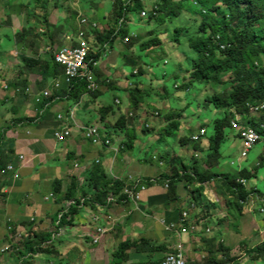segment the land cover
<instances>
[{
	"label": "crops",
	"instance_id": "obj_1",
	"mask_svg": "<svg viewBox=\"0 0 264 264\" xmlns=\"http://www.w3.org/2000/svg\"><path fill=\"white\" fill-rule=\"evenodd\" d=\"M15 23L12 18L11 31L19 28L14 27ZM65 29V33H71V27ZM7 46H0V151L9 156L7 165L13 168L6 166L0 171V264H161L174 252L177 240L165 224L178 222L193 199L189 190L192 184L179 181L177 195L171 198L161 177L168 175L171 167L192 163L193 155L202 171L219 168L220 174L237 173L228 171L220 162L209 164L207 157L199 162L202 150L207 151L208 139L204 135L198 140L203 149L195 150L191 136L201 129L208 133L207 115L201 114L197 122L189 118L187 121L191 122L183 123L175 139L158 144L152 135L164 127V120L154 116L153 111L143 110L136 124L135 146L119 148L124 138L112 133L109 121L100 123L99 105L91 95L83 94L75 101L60 92L55 101L40 104L42 91L52 90L53 78L46 80L37 70L21 69L20 56L24 52L28 57L44 54L49 46L35 45L34 50L22 51L13 43ZM110 68L102 66L106 84L101 87L104 90H99L101 96L111 91L106 85L117 83L110 77ZM21 81L25 83L18 86ZM124 88L115 85L112 90ZM58 115L67 121H58ZM144 123L150 131L141 133ZM65 126L71 130L70 136L59 142L55 133ZM90 126L99 128L118 151L114 154L84 139L80 128ZM184 136L191 140L182 144L180 139ZM231 136L238 137L234 132ZM226 148L230 150V146ZM163 154L173 157V164L159 158ZM96 159L110 179L109 169L118 177L133 175L141 182H149L139 192V201L124 198L122 192L112 193L111 201L94 200L96 190L88 185L87 177ZM165 163L168 169L164 168ZM197 185L194 183V187ZM202 185L200 199L194 200L196 208L189 217L194 229L182 234L187 262L206 264L213 255L219 264H259L248 261V253L264 242V214L250 217L247 205L240 211L233 201L224 198L221 190L229 191L216 178L205 180ZM98 227L105 228L106 233L94 243ZM249 233L254 239L246 243ZM44 236L37 250H23L25 241ZM6 246H11V250L5 251Z\"/></svg>",
	"mask_w": 264,
	"mask_h": 264
},
{
	"label": "trees",
	"instance_id": "obj_2",
	"mask_svg": "<svg viewBox=\"0 0 264 264\" xmlns=\"http://www.w3.org/2000/svg\"><path fill=\"white\" fill-rule=\"evenodd\" d=\"M143 1H151L152 6L147 9L146 6H143ZM57 2L58 0H29L24 5L21 0H0V9L4 15V19L2 16L0 17V29L11 27V9L16 10L24 7L27 10L25 13L27 25L13 31L10 30L12 33L9 30L5 32L0 30V37L3 36L10 43L17 45L21 51L33 50L38 36H44V39L50 43L49 47H58L68 43L69 40L66 39L65 34L61 39L56 37L57 34L64 32L66 26L64 22H60L61 20L54 24L49 22L50 13L53 8L57 7ZM78 2L88 14L94 13L95 6L102 2L104 7L106 6L107 13L111 15V18L104 16V19L108 21V29L106 28L104 32L98 33V30L88 32L86 30V39L89 40L87 61L90 67L93 68L94 64H99L106 57L108 51L115 50L118 42L123 43L125 39H128L127 45L125 44L127 53L123 55L121 61L131 64L138 69L137 72H140L137 73L138 75L132 74L133 77H136L135 82H131L130 87L122 89L128 101L125 113L121 112L118 108L119 105H115V107L100 106L98 110L100 123L112 118L110 129L117 135V138L120 136L124 138L123 148L131 149L135 146L136 124L143 110L153 111L157 116L161 115L164 120V127L152 135L158 144H166L170 137L175 136L176 138L188 115L195 116V112L186 114V111L192 102H196L197 99L201 102L200 94L204 95L202 100L204 106L211 105L216 109L223 110L222 117L213 121L212 134L206 133V137H203L204 135L200 137V139L202 137L208 139L206 150L209 164L215 165L220 162L219 160L223 156V143L230 136L231 122L236 115H240L244 123L256 131L261 140H264V111L257 116L250 114L251 107L264 103V0H79ZM29 6H31L30 9H28ZM36 8L40 10L36 12ZM145 11L148 14L147 25L155 26V28L147 32L148 36H131L129 32L131 25L134 23L135 26H141L142 23H139L142 19L139 21L138 15ZM184 12H187V15L192 18H190V25L175 27L172 41L179 45L183 35L187 47L186 51L183 50L180 53L181 57L170 58L173 59V65L177 66V72L171 81L173 89L181 92L184 99L192 98L190 93L193 88L199 91V96L197 95L194 101L189 100L188 106L180 107L179 105L178 109H174L169 104L173 94L165 86L168 70L161 73L162 79H160L154 74V67L147 64V60L144 62L143 58H151L153 51H159L161 55L165 54L162 36L168 35V29L166 27L160 33H157L156 29L166 26L173 19L187 16ZM135 16H137L136 19H134ZM35 17L38 18L39 23L34 21ZM91 19L94 21V18ZM90 39L93 44H90ZM135 48L139 50L138 61L133 58L130 60V57L134 55ZM151 59H161V57ZM20 60L23 64L21 69L37 70L46 80L64 76V67L55 61L52 52L39 53L30 57L23 53ZM94 73L99 85H105V74L98 67L94 69ZM24 83L21 81L17 85L22 86ZM159 84H161V90L152 92L159 88ZM226 84L229 86L224 88ZM86 87L84 80H75L70 85L65 84L55 95L52 94L48 98L43 97L40 104L44 106L45 101H55L60 92L64 96L71 97L72 100H79L81 95L87 92ZM91 96L95 101L100 98L101 94L98 91ZM158 101H162L164 107L160 108V114L156 112L157 108L153 104ZM198 104L200 103L198 102ZM115 108L116 110H114ZM148 129V124L144 123L140 131L145 133V131H150ZM185 137L180 139L182 144L191 140ZM198 140H191L194 141L193 147L195 150H202ZM192 157L194 160L192 163H184L180 168H173L169 175L161 177L168 184V195L171 198L176 197L177 183L183 180L187 185H193L189 189L193 197L191 200L197 201L200 199V191L203 189L202 182L215 178L222 182L234 196L233 202L240 211L245 205L251 206V196L257 198V194L262 193L257 188L247 190L242 183L238 182V179L250 181L256 175L253 171L243 168L236 175L220 174L209 169L202 171L197 166L195 156ZM159 158L171 164L175 161L167 154H163ZM8 161L9 156L0 151V171L7 166ZM263 163L264 155L261 157L259 165ZM88 174L87 183L96 190L94 200L97 201L108 199L112 193L122 192L125 186L124 182L108 178L100 164H95ZM194 183H199V185L194 187ZM144 184L148 185L149 182H141L139 185ZM55 185V189L58 190L59 183L56 182ZM138 188L136 187L135 190ZM122 196L126 198V195ZM44 240L45 236L36 241L27 240L23 243V250L26 252L35 251ZM248 254V261L264 263V242L258 244ZM206 264L219 263L211 255Z\"/></svg>",
	"mask_w": 264,
	"mask_h": 264
},
{
	"label": "rangeland",
	"instance_id": "obj_3",
	"mask_svg": "<svg viewBox=\"0 0 264 264\" xmlns=\"http://www.w3.org/2000/svg\"><path fill=\"white\" fill-rule=\"evenodd\" d=\"M21 1L23 2L24 5H26L27 2H29V0H21ZM42 1H44V0H42ZM78 1L79 0H58L57 7L53 8V10L51 11L50 16H49L50 24H54L57 21L61 20L60 22H64V25L71 27V33L70 32L65 33L66 30L68 29L67 28L64 30V32L57 34L56 37H58L59 39L62 38L63 34H65L66 37L67 36L72 37V35H71L72 32L74 33L75 30L79 28L78 13H81L88 18H94V21L96 22V24L98 26V33L104 32V30L107 28L108 21H107V19H104V16H106L107 18H111V15L107 13V10L105 9L106 6L104 7V4H102V2H99L98 5L95 6V8H94L95 12L94 13L88 14L86 12V10H84L83 7L80 5V2H78ZM142 4H143V6H146L147 9H149L152 6L151 1H143ZM30 8H31V6L28 7V9H30ZM107 8H108V6H107ZM39 10L40 9L36 8L35 11L38 12ZM26 11L27 10L24 7L18 8L16 10H12V9L10 10L11 22H12V18H14L16 20L14 27L20 28L24 25H27L26 24V15H25ZM184 13H185V15H187V12H184ZM1 15H2V19H4V17H3L4 15L0 9V17H1ZM36 15H38V14H36ZM147 15H148L147 11L138 15L139 21L142 19L139 24L142 23V25L138 27V26H135V24L133 23L130 27V30H129L131 36L141 35V36L145 37V36H148L147 32L150 29L152 30V28L153 29L155 28V26H148L147 25V20H148ZM136 17L137 16H135L134 19H136ZM190 18L191 17H189L188 15L185 17L181 16L180 18L173 19L166 26L157 28L156 29L157 33L163 32L166 27L168 29V35L165 34V36H162V38L164 39L163 47L165 48V54L161 55L159 51H153V52H151V58L161 57V59H151V58L145 59V58H143L144 62H146V60H147V64H150L154 67L153 68L154 74L160 79H162L161 73L165 70L166 71L168 70V73H167L168 75L165 78V86H167L170 93L173 94L172 100L170 99L169 104L172 105V107L174 109H178L179 105H180V107L188 106L187 104L189 103V100L194 101L195 97L197 95L199 96V91L193 88L191 93H190V95H191L190 97H192V98H185L184 99L183 96H181V94H180L181 92L173 89V84L171 81V79L173 78V76L177 72V66L173 65V59H170V58L181 57L180 53H182L183 50L186 51V47H187L186 40L184 39L185 36H183V35H182L181 43L179 45L174 44V42L172 41V35L174 33V28L177 26H180V25L182 27L189 26L190 25ZM18 20H19V22H18ZM34 21H36V23H39V20L36 17H35ZM66 26H65V28H66ZM41 29H43V28L41 27ZM0 30L3 32L9 30V32H10V29L9 28L7 29L5 27L1 28ZM10 33H12V32H10ZM9 44H11V43L9 41H7L6 39H4L3 36L0 37V46L1 47H8L7 45H9ZM39 44L40 45H47V46L50 45L48 40L44 39V36H38L37 41H36V47L40 46ZM65 44H68V43H65ZM90 44H93L92 39H90ZM126 45L124 44V42L123 43L118 42L115 50H113L111 52V54L107 53L108 56H106L101 61V63L98 65L99 70H102V66L103 67L111 66L110 73H112V75L110 77H111L113 82H117V83H111V84L106 85L105 88L111 89V91L107 94V96L103 95V96H101V98H98L97 103H98L99 107L100 106H113V107H115V105H117L116 101L119 100L121 105H119L118 108L121 110L122 113H125L126 105L128 106V103H127L128 101L126 100L125 93L121 89L120 90H118V89L112 90V89L115 87V85L119 86L121 88L122 87L123 88L129 87L128 84L130 82H135V80H136V77L132 76L133 71L136 68H134L131 64H125V63H123V61H121L123 55L125 53H127ZM135 49L136 50L133 53L134 55H132L130 57V60L132 58H133V60H137V57L139 56L138 55L139 50L137 48H135ZM33 50H34V48H33ZM166 54H167V56H166ZM115 61H117L116 67H114L116 65V64H114ZM165 62H166V64H164ZM146 69H148V67H146ZM136 71H138V69H136ZM137 73H140V72H137ZM141 80H142V78H141ZM228 86L229 85L226 84L224 86V88H227ZM101 87H104V85H102ZM101 87H100V89L104 90V88L102 89ZM158 87H159L158 89H156L155 91L153 90L152 92H159L161 90V88H160L161 84H159ZM201 93H203V92H201ZM199 99L202 102V100L204 99V95L200 94ZM198 102L200 104H198ZM201 102L198 101V99H197L196 102H192V104L189 105L190 107L187 108L186 114H188L189 112H193V113L195 112L194 113L195 117L188 115L186 121L189 118H191L194 122H197L198 117L201 114L207 115V118H208L207 130H208V134L210 135L213 132V121L219 117H222L223 110L216 109L211 105L206 107L203 105V102L202 103ZM153 104L157 108L156 112L158 114H160L159 110H160V108L163 107V102L158 101V102H153ZM114 110H116V108ZM159 116L161 117V115H159ZM97 119H99V118H97ZM111 120H112V118H109V122ZM89 121L92 123L93 118L90 119ZM187 122H191V121H187ZM231 133L233 134V131L229 130L230 136L223 143V156L219 160L220 164L221 165L224 164L226 169H228V171H231L232 173L234 172V170H236L237 171L236 174H238V172L240 171L239 165L241 166V168H247V169L253 171L254 173H256L255 177H253L250 181H248V184L245 187L247 188V190L248 189L250 190L251 188H257V190H259L263 194H259L257 198H254L253 196H251V198H250L251 206L248 207L250 212H246V213H247V215L251 214L250 217H252V214H255L256 217H260L261 214H264V211L261 212V209H260V208H262L264 210V200H263V197H264V163L262 165H259V163L261 161V157L264 155V140H261L260 142L255 144L252 147V149L249 151L247 156L241 157V152L243 150V141L241 139H238V137L231 136L232 135ZM170 139L171 140L175 139V136L170 137ZM204 139H206V138H204ZM227 146L228 147L230 146L229 151L226 148ZM225 149L227 152H225ZM206 157H207V151H205V149H204V150H202V154H201V157L199 159V162H201V160L205 159ZM233 163H235V165H232ZM167 167L168 166H166V163H165L164 168L168 169ZM219 167H221V166H219ZM172 169L173 168L171 167L169 174L171 173ZM213 172L218 173L219 168H214ZM221 191L223 192L225 199H227V200L230 199L229 201L235 200L234 196L230 192H229L230 193L229 194L224 189H222ZM257 200H260V201L257 202ZM252 202H253V204L256 202L255 203L256 206L253 205ZM261 205H262V207H261ZM253 207H256V209L254 210ZM255 215H253V216H255ZM248 236L250 238H249V240H246V243H248L249 241L252 242L254 239V238H251L253 236L252 233H249ZM259 264H261V262H259Z\"/></svg>",
	"mask_w": 264,
	"mask_h": 264
},
{
	"label": "built area",
	"instance_id": "obj_4",
	"mask_svg": "<svg viewBox=\"0 0 264 264\" xmlns=\"http://www.w3.org/2000/svg\"><path fill=\"white\" fill-rule=\"evenodd\" d=\"M144 15V14H143ZM79 19V28L75 30L76 35L67 36L66 39L69 40L68 44H64L62 46L56 47H46L43 53L52 52L54 55V59L57 63L61 64L64 67V76L63 77H55L52 82V90L45 89L41 93V97L48 98L51 97L53 91L59 92L63 85L72 84L73 81L81 79L84 80L87 85V92L84 94L91 95L100 90V85L97 82L96 75L94 73V69L98 67L99 64H94L93 68L90 67L87 61V54L89 51V40L86 39V30L88 32H93L98 30V26L95 21L91 18L86 17L85 15L78 13ZM128 43V39L124 40V44ZM76 44V45H75ZM223 48V46H222ZM133 74H137V71H134ZM129 87L132 85L130 82ZM40 99H38L39 101ZM117 105H120L119 101H116ZM264 111V103L260 106H254L250 108L251 116H257L260 112ZM131 116V115H129ZM157 116V114H154ZM70 120H73V112L69 114ZM58 121L66 122L67 118H64L62 115L57 116ZM232 131L243 141V150L241 152V156H247L252 147L261 141L260 135L250 128L246 123H244L242 117L240 115H236L234 120L231 122ZM82 132V136L84 139L92 143L93 145L99 146L101 149H108L112 151L114 154L118 151L116 147L111 145L110 139L104 137L99 128L90 126L80 128ZM71 130L68 126L63 127L62 130L55 133V139L59 142L64 141L70 136ZM205 129H201L199 134L192 135V140H198L201 136L205 135ZM119 148H123V144H120ZM21 159L23 155L20 156ZM96 164L99 163V160L96 159L94 161ZM162 164V162H161ZM13 166L11 164L7 165V169L11 170ZM108 173L112 180L121 181L125 183V186L122 189V194L126 195V197L133 201L137 202L140 199V191L144 190V185L141 184L140 179L135 178L133 175H128L125 178L118 177L113 175L108 170ZM238 182L242 183L244 186L248 184L246 179H238ZM166 187L168 188V184L165 182ZM136 187H139L138 190H135ZM113 195L110 194L108 200L111 201ZM254 202V201H253ZM252 202V204H253ZM196 208V203L194 200H191L186 209L181 212L178 222H171V224H165V221H162L165 225H167V229L177 237L176 242L174 243V252L172 254H168L161 264H189L184 255V240L182 239V234L186 233L188 229L193 230V224H190L189 217L190 212ZM264 210L261 208V212ZM93 220L97 221V217H93ZM178 223L180 224L178 226ZM106 233L105 228L98 227L97 228V236L93 239L94 243H97L101 236ZM11 246H6L5 251H9Z\"/></svg>",
	"mask_w": 264,
	"mask_h": 264
}]
</instances>
